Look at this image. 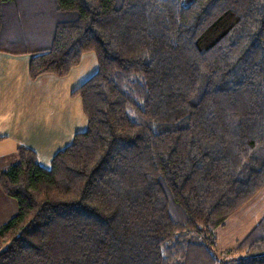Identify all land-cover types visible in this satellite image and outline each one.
<instances>
[{"label":"trees","instance_id":"1","mask_svg":"<svg viewBox=\"0 0 264 264\" xmlns=\"http://www.w3.org/2000/svg\"><path fill=\"white\" fill-rule=\"evenodd\" d=\"M86 52L85 130L0 172V264H230L215 230L264 191V0H0L31 79ZM228 252L264 264V215Z\"/></svg>","mask_w":264,"mask_h":264},{"label":"rangeland","instance_id":"2","mask_svg":"<svg viewBox=\"0 0 264 264\" xmlns=\"http://www.w3.org/2000/svg\"><path fill=\"white\" fill-rule=\"evenodd\" d=\"M193 1L181 0V3L187 6ZM30 58V54H0V107L6 106L0 113L18 123L10 125V137L0 141V160L15 154L18 146L29 145L34 148L38 162L50 168L54 155L64 147V139L87 127L80 95L73 91L97 71L98 59L95 52H86L66 76L47 74L31 79ZM263 193H258L215 230L217 242L213 251L220 260L236 264L238 255L229 253L228 249L244 238L264 215V200L260 201ZM3 206L7 207L4 214L13 211L10 202L2 203Z\"/></svg>","mask_w":264,"mask_h":264},{"label":"crops","instance_id":"3","mask_svg":"<svg viewBox=\"0 0 264 264\" xmlns=\"http://www.w3.org/2000/svg\"><path fill=\"white\" fill-rule=\"evenodd\" d=\"M13 58V57H12ZM14 60H16V58H13ZM44 76V75H43ZM42 77V76H41ZM81 83H83V82H81ZM80 83V84H81ZM79 84V85H80ZM78 85V86H79ZM77 86V87H78ZM76 89V88H75ZM5 103V102H4ZM5 108H6V106H2V107H0V110H5ZM14 124H18V123H16L15 122V120L14 121H9V119L7 118V116H4V114L3 113H0V141L2 140V139H5L6 137H10V135H11V133L8 131V129H9V127H10V125H14ZM81 129V128H80ZM83 129V128H82ZM85 130V129H84ZM79 131H83V130H76V132L75 133H77V132H79ZM74 133V134H75ZM74 136V135H73ZM72 134H70V135H68L65 139H64V141L65 142H63V144L62 145H64V147H66L70 142H71V140H72ZM20 146H26V145H20ZM20 146H18V147H20ZM17 147V148H18ZM27 147H30V148H32L31 146H29V145H27ZM63 147V148H64ZM33 150H34V148H32ZM62 149V148H61ZM60 150V149H59ZM15 154H11V155H8V156H5V157H3V159H1L0 160V172L3 170V169H6L7 167H9L11 164H13L14 162H15ZM3 193V191H1L0 192V225L1 224H3L4 222H6L9 218H11L13 215H15L16 214V212H17V205H16V202L15 203H12V201H10V199H6V197L7 198H9L8 196H6L4 193V195L6 196V197H4V195L2 194ZM11 200H13V199H11ZM264 200V193L261 195V198H260V201L262 202ZM10 202L11 203V205H13V211H7L8 212V214H4L5 212H6V210H3L4 208L6 209L7 207H5V206H3L2 207V203H5V202ZM259 201V203H261ZM15 213V214H14ZM6 218H8V219H6Z\"/></svg>","mask_w":264,"mask_h":264},{"label":"water","instance_id":"4","mask_svg":"<svg viewBox=\"0 0 264 264\" xmlns=\"http://www.w3.org/2000/svg\"><path fill=\"white\" fill-rule=\"evenodd\" d=\"M262 255H264V253L258 254V255H256V256H262Z\"/></svg>","mask_w":264,"mask_h":264}]
</instances>
